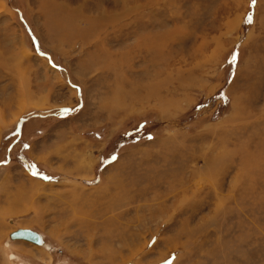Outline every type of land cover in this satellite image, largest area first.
I'll use <instances>...</instances> for the list:
<instances>
[{
  "label": "rangeland",
  "instance_id": "obj_1",
  "mask_svg": "<svg viewBox=\"0 0 264 264\" xmlns=\"http://www.w3.org/2000/svg\"><path fill=\"white\" fill-rule=\"evenodd\" d=\"M52 1L0 0V264H264V0Z\"/></svg>",
  "mask_w": 264,
  "mask_h": 264
},
{
  "label": "bare ground",
  "instance_id": "obj_2",
  "mask_svg": "<svg viewBox=\"0 0 264 264\" xmlns=\"http://www.w3.org/2000/svg\"><path fill=\"white\" fill-rule=\"evenodd\" d=\"M49 8L57 10L60 13V15H57V17L60 18V20L57 21L59 23V25H60V30H61V34H60L61 37L58 38V40L60 42H62L63 39H65L66 41H70V40L76 39V38H84V37H87L89 34H93V35H97V36L99 35V29L98 28L94 29V28L91 27L88 30H82L81 29V27H80L81 21L80 20L83 18V16H82V11L77 6H75V7L71 6L70 7V5L68 3H66V2H57V1L53 0L50 3V5H49V7L47 9L49 10ZM90 29H92V30L90 31ZM101 48L103 49V47H101ZM101 54H106V53H105V51H103V52H101ZM99 57H101V55H99ZM94 59H97V58H94ZM102 61L104 63H106L105 59H102ZM100 62H101V60H100ZM114 63H116V61ZM120 63L121 64L123 63L122 59H121ZM107 67H106V69H107ZM104 68H105V66H104ZM109 206H111V205H109ZM43 238H44V236H43ZM11 240H13V239H11ZM22 240H25V239H22ZM25 241H28V240H25ZM29 242H31V241H29ZM44 243H45V241H44ZM11 257H13V254L11 255Z\"/></svg>",
  "mask_w": 264,
  "mask_h": 264
},
{
  "label": "water",
  "instance_id": "obj_3",
  "mask_svg": "<svg viewBox=\"0 0 264 264\" xmlns=\"http://www.w3.org/2000/svg\"><path fill=\"white\" fill-rule=\"evenodd\" d=\"M10 238L13 240L25 239L37 245L44 244L43 235L40 232L30 229V228H18L10 233Z\"/></svg>",
  "mask_w": 264,
  "mask_h": 264
},
{
  "label": "snow or ice",
  "instance_id": "obj_4",
  "mask_svg": "<svg viewBox=\"0 0 264 264\" xmlns=\"http://www.w3.org/2000/svg\"><path fill=\"white\" fill-rule=\"evenodd\" d=\"M253 3H255V0H253ZM249 22H251V17H249Z\"/></svg>",
  "mask_w": 264,
  "mask_h": 264
}]
</instances>
